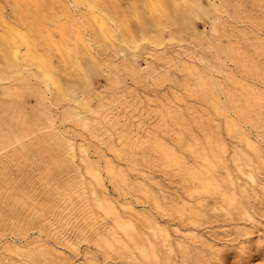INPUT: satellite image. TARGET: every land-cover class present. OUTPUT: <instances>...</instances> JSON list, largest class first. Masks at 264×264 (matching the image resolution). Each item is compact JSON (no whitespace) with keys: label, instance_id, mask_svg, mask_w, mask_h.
Instances as JSON below:
<instances>
[{"label":"rangeland","instance_id":"1","mask_svg":"<svg viewBox=\"0 0 264 264\" xmlns=\"http://www.w3.org/2000/svg\"><path fill=\"white\" fill-rule=\"evenodd\" d=\"M0 264H264V0H0Z\"/></svg>","mask_w":264,"mask_h":264},{"label":"bare ground","instance_id":"2","mask_svg":"<svg viewBox=\"0 0 264 264\" xmlns=\"http://www.w3.org/2000/svg\"><path fill=\"white\" fill-rule=\"evenodd\" d=\"M97 22V21H96ZM26 54V53H25ZM29 55V54H28ZM129 227V226H128ZM147 256V255H146Z\"/></svg>","mask_w":264,"mask_h":264}]
</instances>
